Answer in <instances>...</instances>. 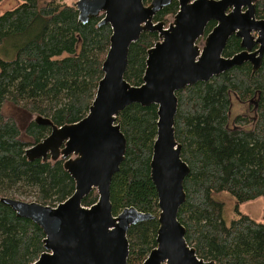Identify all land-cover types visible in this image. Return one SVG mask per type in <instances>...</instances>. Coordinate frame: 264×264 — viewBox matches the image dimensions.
Returning <instances> with one entry per match:
<instances>
[{
	"label": "trees",
	"instance_id": "16d2710c",
	"mask_svg": "<svg viewBox=\"0 0 264 264\" xmlns=\"http://www.w3.org/2000/svg\"><path fill=\"white\" fill-rule=\"evenodd\" d=\"M4 0H0L2 3ZM21 0L0 15V46L11 43L14 57L0 59V197L32 198L57 207L73 196L76 183L64 160H30L26 151L61 128L83 120L90 112L102 80L110 49L112 27L104 17L79 21V0ZM151 4L152 0H144ZM179 0L159 12L154 22H173ZM256 18L264 20V0L256 3ZM172 21V22H171ZM211 22L202 46L213 31ZM159 41L145 32L129 51L125 79L143 85L148 51ZM241 39L230 38L225 58L242 52ZM175 134L182 159L190 168L185 180L186 203L178 219L188 245L200 259L216 264H264V218L256 221L239 210L240 204L264 198V57L261 67H234L210 82H200L177 93ZM253 100L252 117H231L232 99ZM10 104L13 115L5 116ZM158 107L134 104L117 118L127 140V152L111 185L113 213L127 208L155 216L128 233V264H143L157 247L159 198L151 178L153 145L157 137ZM35 117L44 119L37 122ZM226 192L237 201L230 225L224 222L225 204L215 197ZM97 192L83 200L90 208ZM43 229L0 201V264H33L45 252Z\"/></svg>",
	"mask_w": 264,
	"mask_h": 264
},
{
	"label": "water",
	"instance_id": "95a60500",
	"mask_svg": "<svg viewBox=\"0 0 264 264\" xmlns=\"http://www.w3.org/2000/svg\"><path fill=\"white\" fill-rule=\"evenodd\" d=\"M258 0H179L172 23L154 22L173 0H79V21L87 24L104 15L100 26L110 25V49L103 63L89 114L80 122L53 127L50 137L29 148L30 160H64L76 183L72 197L57 207L0 197L19 218L40 226L45 234V252L33 264H128V233L155 216L127 208L113 213L111 185L127 152V140L117 118L127 107L139 104L158 107L157 137L153 145L151 178L159 198L157 247L143 264H216L200 259L186 241L178 216L186 203L185 180L190 175L176 140L177 93L200 82H210L234 67L251 63L257 71L264 57V20L256 18ZM211 22L216 26L205 37ZM145 32H155L159 41L148 51L142 86L125 79L129 51ZM241 39L242 52L225 58L231 37ZM231 114V113H230ZM37 122L44 119L38 117ZM97 192L90 208L83 200Z\"/></svg>",
	"mask_w": 264,
	"mask_h": 264
},
{
	"label": "rangeland",
	"instance_id": "374dc122",
	"mask_svg": "<svg viewBox=\"0 0 264 264\" xmlns=\"http://www.w3.org/2000/svg\"><path fill=\"white\" fill-rule=\"evenodd\" d=\"M64 2L68 4L72 3L71 0H64ZM20 4L21 0H4L2 3H0V15L4 14L7 11L15 9ZM11 45V43H5L0 46V59L8 60L10 59L8 56L12 55V58L15 56L14 50ZM201 47H203V45ZM241 104L242 103L237 101L235 98L232 99L231 117L233 118L236 117V115L240 114H247L252 117L253 112L251 107L254 106V104H252L250 107H248L247 105L243 106L244 104ZM3 113L5 116L13 115L10 104H6L4 106ZM35 119H37V117H35ZM215 198L225 204L224 222L227 225H230L231 222L238 217L236 214V207L238 205L236 199L226 192L216 195ZM21 200L26 202L33 201L32 198L27 197H21ZM239 210L241 213L248 215L252 219L262 222L264 218V198H259L251 202L240 204Z\"/></svg>",
	"mask_w": 264,
	"mask_h": 264
},
{
	"label": "flooded vegetation",
	"instance_id": "af4514ba",
	"mask_svg": "<svg viewBox=\"0 0 264 264\" xmlns=\"http://www.w3.org/2000/svg\"><path fill=\"white\" fill-rule=\"evenodd\" d=\"M143 2H144V5H145V6H149V5H150V4H146L144 0H143ZM151 2H152V1H151ZM205 39H206V38H205ZM204 42H205V40H204ZM203 45H204V43H203ZM252 104L255 105V102H254L253 100L249 101V103L244 104L243 106L247 105L248 107H250ZM241 105H242V104H241ZM252 107H253V106H252ZM252 107H251V109H252ZM252 112H253V109H252ZM240 115H243V114H240ZM236 116H237V115H236Z\"/></svg>",
	"mask_w": 264,
	"mask_h": 264
}]
</instances>
